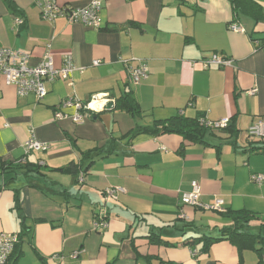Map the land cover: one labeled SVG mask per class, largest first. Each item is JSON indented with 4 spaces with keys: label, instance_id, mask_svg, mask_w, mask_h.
<instances>
[{
    "label": "crops",
    "instance_id": "crops-1",
    "mask_svg": "<svg viewBox=\"0 0 264 264\" xmlns=\"http://www.w3.org/2000/svg\"><path fill=\"white\" fill-rule=\"evenodd\" d=\"M11 1L15 9L0 0V49L28 53L30 66H36L50 44L56 67L70 56L76 68L67 80L46 83L42 101L18 97L0 75V160L23 159L32 137L51 146L27 157L48 168L36 187L18 177L0 191V233L19 235L23 223L30 229L15 264H258L255 251L239 252L228 241L206 253L202 245L183 243L221 236L234 224L222 214L227 210L264 218V182L251 179L264 176V144L250 145L247 137V130L264 120V20H237L227 0H105L102 29L96 30L64 18L44 22L33 0ZM56 1L82 8L91 0ZM253 1L264 14V0ZM17 18L24 24L16 25ZM234 24L244 32L231 30ZM212 54L231 65L205 69L201 61ZM142 62L149 76L134 84L128 67ZM127 93L139 103L141 117L118 110L95 112L80 123L56 117L58 111L76 113L75 107H61L68 98L87 103L108 94L116 103ZM176 115L233 120L240 131L236 145L220 133L207 137L209 145L175 134L126 136L137 126ZM109 141L114 153L96 158L83 183L53 171L80 164L81 153ZM251 146L263 148L250 152ZM7 178L1 176L0 185ZM193 181L201 186V202L222 199V210L184 205ZM108 188L122 192L106 198ZM40 219L44 222H35ZM103 219L106 229L95 228ZM259 223H252L251 233L263 235ZM152 233L175 246L150 242Z\"/></svg>",
    "mask_w": 264,
    "mask_h": 264
},
{
    "label": "built area",
    "instance_id": "built-area-1",
    "mask_svg": "<svg viewBox=\"0 0 264 264\" xmlns=\"http://www.w3.org/2000/svg\"><path fill=\"white\" fill-rule=\"evenodd\" d=\"M40 12L42 21L47 23H54L56 20L64 18L69 23H79L87 28L96 30L102 29V19L100 13L104 7L105 0H91L90 3L82 8H73L70 6H60L56 0H33ZM16 25H23L24 20L17 18L15 20ZM231 30L237 32H244V29L237 24L231 25ZM51 45L46 47V53L42 61L36 66H30V55L25 52H19L12 49L1 48L0 49V75L5 76L7 85L13 86L16 89L17 95L20 98L33 95L37 101H42L48 94L46 83H52L57 80H67L71 77V74L76 69L72 58L67 56L64 60V64L61 67H56L51 56ZM121 62L128 65L126 61ZM205 69L211 67H227L230 66L232 61L228 59L220 58L216 54H212L210 57L201 61ZM101 61H95L94 65L99 66ZM128 71L131 75L132 82L139 84L146 80L149 76L148 66L146 63H140L137 66H129ZM256 90L252 91L256 93ZM108 94L96 95L92 99L83 103L76 98H68L62 105V108L75 107L76 113L73 117L63 114L61 111L56 113L58 119L72 118L74 122H83L85 116L98 112V109L94 107V103L99 102L106 105L110 99ZM104 107V106H103ZM229 119L221 121H208L202 119V123L209 125L213 129H223L229 124ZM247 137L250 141L264 140V120L258 121L247 130ZM51 146L46 143H42L32 137L24 146L25 155L28 156L31 153H42L50 150ZM252 181L257 184L264 182V176L253 175ZM80 183L84 182V175L82 174ZM122 192L121 189L108 188L105 190L104 195L106 198L115 197V194ZM182 203L184 205L192 206L196 209H202L206 211L222 210L224 207V200L215 198L213 204H204L201 202V186L197 181L192 182V191L183 196ZM108 223L105 219L95 222V228L106 229ZM19 241L17 234L12 233H0V264H7L9 258L14 252V249ZM197 254V251H195ZM73 257H77L75 254Z\"/></svg>",
    "mask_w": 264,
    "mask_h": 264
},
{
    "label": "trees",
    "instance_id": "trees-1",
    "mask_svg": "<svg viewBox=\"0 0 264 264\" xmlns=\"http://www.w3.org/2000/svg\"><path fill=\"white\" fill-rule=\"evenodd\" d=\"M10 9H15L14 4L11 0H5ZM233 9L234 17L237 20L242 18H248L258 23L264 20V14L262 7L253 0H227ZM115 110L126 112L133 117H141L143 114L142 109L140 108L137 100L130 94L127 93L123 97L116 100ZM96 116L99 113L95 114ZM220 133L224 140H231L229 144L236 145V140L239 138L240 131L237 128L235 121L231 120L227 127L223 129H213L209 125L202 123V119L198 118H188L183 115H176L164 120H156L153 125L140 127L137 126L131 130L126 136L136 138L140 135H148L153 137H158L162 135H178L183 138L184 141H188L192 144H203L209 145L206 140L207 137L212 134ZM264 144V140L259 141H250V145H259ZM114 142L109 141L106 145L95 148L86 153H81V163L76 164L74 162L70 163L66 167H61L54 169V172L61 173L63 175H70L76 178V182H79L81 175L84 176L89 172L95 163V159L106 156H110L115 151ZM220 146L217 148L220 150ZM263 148V147H262ZM262 148L258 146L252 147L249 149L250 152L261 151ZM28 156H24L18 162L15 163H6L0 160V177L8 176L5 180V185H0V191L4 188H7V182L16 180L18 177H22L26 184L30 187H36L37 179L46 178L45 171L48 169L46 165H41L40 162L31 163L27 160ZM87 163V164H86ZM86 167L84 168V166ZM45 180V179H44ZM56 184V183H55ZM16 193L18 192L15 189ZM66 194L67 191L65 190ZM224 216L233 220L234 224L232 227L224 228L221 230V236L212 237V236H202L194 239H187L183 244L185 246L189 245H202L201 252H209L210 248L219 242L228 241L232 245L236 246L239 252L245 250L255 251L259 256V263L264 264V237L259 234H253L250 232L252 228V223L257 221L259 223L260 230L264 229V218H260L257 215L248 212L246 210L241 211H230L227 210L225 213H222ZM35 222L40 223L44 222L43 219L35 220ZM23 230L21 234L18 235L19 241L14 249L13 254L9 258L7 264H15L16 260L21 256L20 248L23 242V239L29 235V227L26 223H23ZM150 242L160 243L167 246H175L162 239L160 235H155L152 233L150 236ZM198 251V250H197ZM114 264V263H108Z\"/></svg>",
    "mask_w": 264,
    "mask_h": 264
},
{
    "label": "water",
    "instance_id": "water-1",
    "mask_svg": "<svg viewBox=\"0 0 264 264\" xmlns=\"http://www.w3.org/2000/svg\"><path fill=\"white\" fill-rule=\"evenodd\" d=\"M112 110H115V103L114 102H109L103 108H101L98 112L99 113H107V112H110Z\"/></svg>",
    "mask_w": 264,
    "mask_h": 264
},
{
    "label": "bare ground",
    "instance_id": "bare-ground-1",
    "mask_svg": "<svg viewBox=\"0 0 264 264\" xmlns=\"http://www.w3.org/2000/svg\"><path fill=\"white\" fill-rule=\"evenodd\" d=\"M96 108H100L101 107V103H99V102H96V103H94L93 104Z\"/></svg>",
    "mask_w": 264,
    "mask_h": 264
},
{
    "label": "rangeland",
    "instance_id": "rangeland-1",
    "mask_svg": "<svg viewBox=\"0 0 264 264\" xmlns=\"http://www.w3.org/2000/svg\"><path fill=\"white\" fill-rule=\"evenodd\" d=\"M101 107H102V104H101ZM101 107H100V108H101ZM256 232H257V231H256ZM257 233H258V232H257ZM262 236L264 237V233H263V235H262Z\"/></svg>",
    "mask_w": 264,
    "mask_h": 264
}]
</instances>
